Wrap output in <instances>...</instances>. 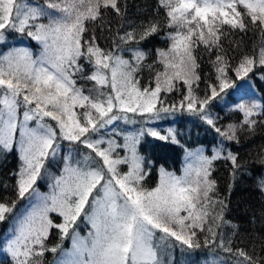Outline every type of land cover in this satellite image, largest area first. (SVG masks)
<instances>
[{
  "label": "snow or ice",
  "instance_id": "obj_1",
  "mask_svg": "<svg viewBox=\"0 0 264 264\" xmlns=\"http://www.w3.org/2000/svg\"><path fill=\"white\" fill-rule=\"evenodd\" d=\"M159 4L166 10L168 27L175 31L168 34L169 49L157 50L162 70L155 71L141 88L138 73L153 66L144 64L147 54L142 49L123 46L139 45L158 31V25L149 22L139 34L134 29L123 35L117 32L112 49L102 48L95 30L87 26L91 23L103 30V17L109 9L122 17L120 0H45L43 5L0 0V43L9 30L26 34L42 46L36 57L25 48L0 55V148L11 151L19 132L22 163L14 173L18 177L16 196L29 202L16 217L14 235L7 241L5 250L12 264H43L46 252L56 253L60 245L48 247L46 243L52 229L58 230L61 240L72 231V250L66 253L71 258L62 264H164L162 247L179 244L185 250L200 249L198 233H205V246L215 245L228 254L213 264H256L217 231L229 222L224 220L226 204L215 196L213 162L230 160L235 170L239 167L235 154L228 151L224 155L223 147L211 157L192 153L194 164L183 175L161 169L157 186L148 189L143 186L146 173L137 150L145 131L126 135L120 145L105 140L101 130L119 120L135 123L128 113L147 114L151 120L177 109L200 114L230 141L237 140L238 127L254 128V117L264 114V105L255 101L238 104L242 124H230L223 131L206 108L235 86L229 71L245 81L255 68H264V46L257 55L242 56L233 67L222 43L228 31L246 32L249 25L264 36V0H159ZM45 18L48 22H41ZM85 33H89L87 38ZM201 45L209 56L215 55L212 64L217 81L208 85L210 94L203 99L194 93L200 81L196 49ZM124 51L131 52V60L124 58ZM78 79L93 82L88 94L78 86ZM181 84L186 94L179 104L165 106L161 93L180 92ZM147 133L169 139L153 129ZM170 136L177 142L171 131ZM60 141L89 151L83 160L69 159L62 173L53 178L51 191L41 194L34 185L42 170L47 171L45 164L59 154ZM117 148L127 154L120 156ZM121 165L127 170L121 171ZM15 208L16 201L0 202V222ZM51 213L61 222H54ZM82 214L92 227L88 237L79 236L74 229Z\"/></svg>",
  "mask_w": 264,
  "mask_h": 264
},
{
  "label": "trees",
  "instance_id": "obj_2",
  "mask_svg": "<svg viewBox=\"0 0 264 264\" xmlns=\"http://www.w3.org/2000/svg\"><path fill=\"white\" fill-rule=\"evenodd\" d=\"M28 2L43 5L45 0H28ZM120 2L124 13L122 17L117 16L109 9L103 17L106 22L103 30L91 23L87 26L90 31L95 30L97 42L102 48L112 49V41L117 32L123 35L126 30L132 31L134 29L139 34L149 22L158 25V31L141 41L139 45L133 43L123 46L125 48L139 47L147 54L144 64L153 66L151 70L144 67L138 73L140 86L143 88L149 80L153 79L155 71L162 70L158 63L157 50L167 51L169 49L171 41L168 39V34L175 29L168 27L166 10L160 6L159 0H120ZM241 11H243L242 8ZM41 22L47 23L48 21L45 18ZM225 29L227 30V26ZM88 35L89 33H85L86 38ZM222 43L226 55L229 57L232 66L235 67L242 56L258 54L259 49L264 46V36L258 29L249 25L246 32L228 31V35L222 39ZM14 48L29 49L34 57L38 56L42 50V46L26 34L5 30V41L0 43V55ZM123 55L125 59H132L129 51H124ZM196 55L200 65L197 69L200 81L199 87L194 86V93L203 99L205 95L210 94L208 85L217 83L216 72L212 64L215 55L209 56L202 45L196 49ZM84 67L87 74L89 66L85 63ZM228 74L235 81V86L226 89V95L222 93V98L217 97V99L212 100L206 108V111L215 121L216 127L221 128L222 131L226 130L230 124L238 126L242 124L243 113L237 110L238 104L255 101L264 105V79H261L264 77V68H255L253 72L249 73L245 81L237 80L232 71H229ZM77 84L84 87L85 94H88L87 90L92 87L93 82L78 79ZM180 88V92L161 93L165 106L179 104L183 95L186 94V87L181 84ZM157 107L160 105L157 104ZM173 112L180 115L181 119H170V121L158 124L161 127L158 130L160 135L169 137V139L161 140L158 137L145 135L140 141L139 154L143 157L146 173L143 183H146L147 186L144 187L152 189L157 186L161 169L177 176L180 175L184 165V156L188 150L202 148L207 152L205 156L209 157L221 147L224 149V155L231 151L236 155L239 167L234 170L230 160L219 159L213 162L214 170L211 173V179L216 181L215 196L226 204L224 220L229 222L223 224L217 231L223 234L226 242L231 239L234 250L243 249L256 264H264V190H262L264 189V114L254 117L256 120L254 128L250 129L248 125L238 127L237 142V140L224 139L216 132L215 128L201 118L200 114L189 113L180 109ZM187 115H191V117L188 118ZM166 125L174 126L175 132L171 131V133L175 135L177 142L172 141L170 131L164 127ZM67 143L70 144L71 148L67 146ZM60 145L62 149H68L72 153L70 159L73 162L83 160L86 155L81 145H73L68 141H60ZM62 158L63 153L59 152L55 160H50L45 164V166L50 165V170L47 173H42V177L34 185L36 189L41 190L44 194L50 191L54 182L53 178L62 173L66 163V160ZM21 163L20 152L16 143L11 151H4L0 148V202L10 204L12 201H16L13 214L5 221L0 222V264H12L11 256L5 251V243L9 240L8 237L5 239V234L9 235V229L16 225V217H19L29 204L27 199L18 200L16 196L18 177L14 173H18ZM125 170L126 167L122 166L121 171ZM233 171H235L234 177ZM87 210L86 207L85 211ZM50 215L54 222H60L61 218L56 213ZM85 220L82 214L74 225L82 236L87 233L84 225ZM204 236L205 233H198L201 248L188 250V253L195 251V256L189 258L187 264H213L217 258L228 256L215 245L205 246L203 243ZM69 239L68 236L61 240L58 230L52 229L46 243L48 247L57 245L60 247L56 253L46 252L43 257V264H62L61 252L68 245ZM176 247H180L179 244L174 247L171 246L170 250V257L173 259L172 264H183L186 257L175 256Z\"/></svg>",
  "mask_w": 264,
  "mask_h": 264
},
{
  "label": "rangeland",
  "instance_id": "obj_3",
  "mask_svg": "<svg viewBox=\"0 0 264 264\" xmlns=\"http://www.w3.org/2000/svg\"><path fill=\"white\" fill-rule=\"evenodd\" d=\"M15 49V48H14ZM41 52V51H40ZM40 52L38 53V56L40 55ZM22 111V110H21ZM129 116L130 119H133L135 120L136 122L135 123H126L124 120H119L117 122H115V124L113 125H109L107 129H102L101 132L103 134V137L105 140H108V139H113L116 141L117 144H120L122 145L124 143V139H125V136L128 135V134H132V133H138L140 130H144L145 131V135H149L147 133V130L148 129H153L155 131L158 132V130L161 128L158 124L162 123V122H165V121H170V119H174V120H178V119H181L180 115H177L175 112H168V113H161V116L159 119H148L147 118V114H145V116L141 117L140 115L138 114H134V113H128L127 114ZM185 115V114H184ZM186 117H191V115H187ZM22 118V117H21ZM183 119V118H182ZM186 120V119H185ZM30 126L31 127H35V122H30ZM168 131H173V133L175 132V128L174 126H170V125H166L164 126ZM163 127V128H164ZM144 135V136H145ZM119 136V138H118ZM143 136V137H144ZM17 147L19 149V144H18V140H19V132H17ZM142 140V139H141ZM140 140V141H141ZM140 144V143H139ZM139 144L137 146V150H138V153H139ZM67 146L71 148L70 144L67 143ZM82 146V145H81ZM62 146L60 145V150L59 152L63 153V158L62 159H65L66 162H68V160L71 158L72 156V153L68 150V149H62L61 148ZM82 149L84 150L85 154H87V152L89 150H86L83 146H82ZM202 152L204 154V149L202 148H197V149H193V150H188L187 153L185 154L184 156V165H183V169L181 170V174L178 175V176H181L184 174V170L186 169V167L189 165V164H194V159L192 157V153H196V152ZM116 152L120 155V156H124L127 154L126 150L123 149V148H117ZM205 155V154H204ZM49 166L50 165H47L45 166V169L47 170L45 172V170H42V173H47L50 169H49ZM126 167V170H127V166L125 165H121L120 167ZM125 170V171H126ZM59 176V174H58ZM143 186H147L146 183H143ZM41 194H44L41 190L37 189ZM51 191V189H50ZM49 191V192H50ZM48 192V193H49ZM46 193V194H48ZM28 207V206H27ZM26 207V208H27ZM25 208V209H26ZM25 209L23 211V213L25 212ZM78 221V220H77ZM61 222V220H60ZM85 227H86V234H84L82 236V234L79 232V230L77 229L76 226H74V229L76 232H78L79 236L81 237H88L89 233L92 231V227H91V224L85 220ZM16 225H13L11 227L10 232H9V235L6 233L5 234V239H7L6 237H8V239L12 238L13 235H14V228H15ZM69 242H68V245L66 246V248H63L62 249V252H61V259L62 261H65L67 259H70L71 257L66 255V252L67 253H70L71 250H72V231H70L69 233ZM156 243H160L159 241H156ZM7 245V242L5 243ZM6 249V247H5ZM176 251H175V256L176 255H179L183 258L186 257V261H183V264H187L189 262V258H194L195 256V251H193L192 253H188V250H185V249H182L180 247H176L175 248ZM170 250H171V246H168V247H162L161 249V259L163 260L164 264H172L173 263V259H171L170 257ZM6 251V250H5ZM62 263V262H61Z\"/></svg>",
  "mask_w": 264,
  "mask_h": 264
},
{
  "label": "bare ground",
  "instance_id": "obj_4",
  "mask_svg": "<svg viewBox=\"0 0 264 264\" xmlns=\"http://www.w3.org/2000/svg\"><path fill=\"white\" fill-rule=\"evenodd\" d=\"M204 154H205V155H207V152H206V151H204Z\"/></svg>",
  "mask_w": 264,
  "mask_h": 264
}]
</instances>
